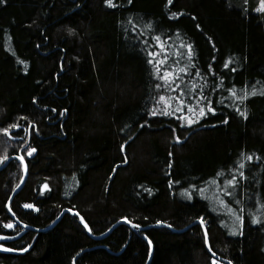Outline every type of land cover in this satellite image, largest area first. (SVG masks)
<instances>
[{
    "label": "trees",
    "instance_id": "trees-1",
    "mask_svg": "<svg viewBox=\"0 0 264 264\" xmlns=\"http://www.w3.org/2000/svg\"><path fill=\"white\" fill-rule=\"evenodd\" d=\"M259 5L0 0V264H264Z\"/></svg>",
    "mask_w": 264,
    "mask_h": 264
},
{
    "label": "snow or ice",
    "instance_id": "snow-or-ice-1",
    "mask_svg": "<svg viewBox=\"0 0 264 264\" xmlns=\"http://www.w3.org/2000/svg\"><path fill=\"white\" fill-rule=\"evenodd\" d=\"M4 2H6V0H4ZM106 3L112 4V0H106ZM256 11L257 12H264V0H260V5L256 9ZM148 27H152V25L149 24ZM69 32H75V29L74 28H69ZM155 39L157 40V42H159V40H160L159 37H155ZM161 47H163L162 44H161ZM187 47L189 49V58H191V55H192V53H191V45H187ZM148 55L150 57H155V56L158 55V53L149 51ZM164 61H167V56L164 57ZM152 62H153L152 60H149V63H152ZM161 63L162 62L159 61V60L156 61L155 71H156V75L159 76L161 80H164L165 81V85H163L165 87H168L170 83H174V81L176 80V78L179 77L180 72H185L186 73L189 70L187 67H184V68L180 69L178 72H176L175 74H173V73L169 72L167 69H164V75L161 76L160 75V72H161L160 64ZM227 66L228 65L226 64L225 67H227ZM209 67H211V66H209ZM196 75H200V73L197 72ZM174 86H175V88H179L181 92L184 91V89L182 87H180L179 84H175ZM156 87L157 88H160V87H162V85L157 84ZM230 91H231L232 95L234 97H236V99L241 100V101H243L244 99H246L248 97V95H255L256 94L255 91H253L252 93H247L246 92L244 96H237V94H236V92L234 90L230 89ZM172 99H175V100L179 101V104L180 105H184L185 104V101L182 100L179 96L167 98V100L169 102ZM204 99H206V97ZM162 101H166V97L164 95H161L160 96L159 101L157 103L162 102ZM197 104H200V100H197ZM208 106H209V108H211V101H209ZM188 107H189V110L190 111H194V108H193L192 105H188ZM175 111H181V112H183V108L182 107H178V108H176ZM175 111H171L170 112L168 108H165L162 111H160L159 113L156 112V111H152L149 114L150 115H157V114H160V115H175ZM211 111L212 112H215V108H211ZM207 114L208 113L205 111L204 107H200V109H199V116L197 117V119H199V117H203V116H205ZM241 115H243V116L246 117L247 116V112L246 111L245 112H242ZM180 119L181 120H185L186 119L188 124H192V123L195 122L194 120L191 119V117H187L186 115L185 116H182ZM225 122H227V121H225ZM3 131L4 132H8V129H3ZM177 139H179V137H177ZM34 151H36V150L35 149H32L28 153V155L31 156L32 155V152H34ZM20 159L23 160V156H21ZM247 159L248 160H251V159H253V157L252 156H248ZM243 167H244V165L241 164L240 168H243ZM240 168L236 169V171L239 172L240 176L242 177L244 175V173L242 171H240ZM222 174L223 173H220L218 175H222ZM226 182L228 184H231V185L235 186L238 183L237 177L236 176H232V178L230 180L226 181ZM45 187H47V185H45ZM192 187H195V185H193ZM184 192L185 193H188L189 196L191 195V193L189 192L188 189H184ZM229 195H231V193H229ZM25 207L26 208H33L35 206L34 205H31V204H26ZM200 219H201V223H204L203 217H201ZM81 220H83V217H81ZM258 222H259L258 219H254L253 220V223H258ZM129 223H131V221H129ZM6 227L12 228L13 227V224L9 223V224L6 225ZM134 227H137L138 228L140 226L139 225H134ZM89 231H91V228H89ZM2 247H3V245H0V248H2ZM21 250H26V249H21ZM213 264H217V262L215 260H213ZM229 264H231V262H229Z\"/></svg>",
    "mask_w": 264,
    "mask_h": 264
},
{
    "label": "water",
    "instance_id": "water-1",
    "mask_svg": "<svg viewBox=\"0 0 264 264\" xmlns=\"http://www.w3.org/2000/svg\"><path fill=\"white\" fill-rule=\"evenodd\" d=\"M13 158H15V157H11V158H9V159L3 164V166L0 167V169L3 168V167H5L6 164H7L11 159H13ZM16 158H17V157H16ZM18 158H19V160H21L20 157H18ZM21 161H22V164H23V170H24V172H23V178H22V181H21L20 185L16 188V190H15L14 193L12 194V196H11V198H10V201L12 200L13 196H14L17 192H19V191L22 189V187H23V185L25 184V181H26V179H27V174H28L27 165H26V162H25L24 159L21 160ZM10 201L8 202V207H9V205H10ZM66 212H68V213H72V214L76 215V216L80 219L81 223H83V224L85 225V227H86V229L88 230V232H90V231H89V226L86 224V222L84 221V219L81 220V217H82V216H81L80 214H78V212H76V211H74V210H71V209H66V210H64V211L62 212L61 215H63V214L66 213ZM58 220H59V218H58ZM58 220H56V222H57ZM199 222H200V221H199ZM54 223H55V222H54ZM120 223H126V224H128V225H132V226L136 225V224L128 223L127 221H122V220H120L118 223H116L114 226H112V228L109 229L104 235H102V236H98V237L95 236V237H93V238H95V239H100V238L106 236L107 234H109V233L113 230V228H114L117 224H120ZM165 225H166V224H161V225L158 224V225H149V226H146V227H138V228L141 229V230H147V229H150L151 227H159V226H165ZM204 230H205V232H206L205 227H204ZM147 240H148V243H149V246H150V257H149V261H150L151 258H152V255H153L154 247H153L152 242H151L149 239H147ZM210 253H211V255H212L213 257H215V258L218 259L219 261H222V262H225V263H228V264H229L228 261H226V260H224L223 258H221V257H219V256H217V255H215V254L212 253L211 251H210ZM231 264H232V263H231Z\"/></svg>",
    "mask_w": 264,
    "mask_h": 264
},
{
    "label": "rangeland",
    "instance_id": "rangeland-1",
    "mask_svg": "<svg viewBox=\"0 0 264 264\" xmlns=\"http://www.w3.org/2000/svg\"><path fill=\"white\" fill-rule=\"evenodd\" d=\"M218 264V263H217Z\"/></svg>",
    "mask_w": 264,
    "mask_h": 264
}]
</instances>
